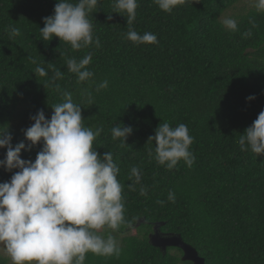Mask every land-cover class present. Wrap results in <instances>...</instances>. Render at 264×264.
Segmentation results:
<instances>
[{
  "label": "trees",
  "instance_id": "1",
  "mask_svg": "<svg viewBox=\"0 0 264 264\" xmlns=\"http://www.w3.org/2000/svg\"><path fill=\"white\" fill-rule=\"evenodd\" d=\"M244 1L186 0L164 12L154 0H137L129 26L126 12H114V0H99L88 18L100 46L74 50L58 37L44 41L40 32L59 0H0V130L12 135L13 146L29 144L24 130L34 123L30 117L43 110L50 119L51 106L70 92L84 126L103 128L93 148L101 156L110 151L120 169L130 224L98 234L112 235L121 253L88 252L84 264H191L181 260L178 247L162 252L149 243L159 222V234H179L204 264H264V155L241 151L238 143L264 110V11L255 4L245 8ZM240 4L241 13H232ZM226 17L236 20V31L224 27ZM13 26L20 35L10 38ZM129 27L155 34L157 43L134 44L126 38ZM249 29L252 35L243 38ZM88 54L93 76L78 82L66 60ZM37 67L47 75L36 73ZM56 70L62 79H51ZM105 80L108 86L97 90ZM164 122L187 125L191 167L180 160L168 169L155 160V141L148 139ZM117 125L133 128L125 143L111 136ZM41 148L42 142L22 150L21 158L34 161ZM5 155L0 148V160ZM133 167L140 170L139 184L129 178ZM17 171L0 168V183ZM141 185L146 196L139 194ZM0 264L7 258L0 257Z\"/></svg>",
  "mask_w": 264,
  "mask_h": 264
},
{
  "label": "clouds",
  "instance_id": "2",
  "mask_svg": "<svg viewBox=\"0 0 264 264\" xmlns=\"http://www.w3.org/2000/svg\"><path fill=\"white\" fill-rule=\"evenodd\" d=\"M185 2L154 0L164 12H171ZM98 3L99 0H77L76 3L59 0L54 14L44 18V27L40 29L43 40L58 37L74 50L93 43L99 47L100 40H94L93 25L88 18ZM137 7V0H114V12H126L129 26L135 20ZM255 7L264 11V0H255ZM107 19L112 20V15ZM222 24L229 30H237V22L231 17L224 18ZM8 32L10 38L20 35L14 26ZM251 35L250 29L242 33L243 38ZM126 38L137 45L157 43L155 34L145 32L141 35L131 27ZM91 60V54L79 61L75 58L66 60L68 70L77 75L78 82L93 76L86 68ZM35 72L40 76L47 75L43 67H37ZM62 78L63 73L56 70L51 79ZM107 86L105 80L97 90ZM88 102L92 103L90 94ZM51 107L50 119H46L43 110L30 117L34 123L24 130L25 139L30 142L27 145L22 141L13 146L12 135L5 129L0 130V148H6L0 168L8 172L19 169L10 181L0 183V245L12 264H84L88 252L119 256L121 248L114 237L98 234L104 228L117 230L122 224H130L125 220L123 187L117 179L120 169L110 151L101 156L93 148V141L103 128L93 130L84 126L81 105L73 102L70 92L64 93L63 103ZM132 132L131 126L117 125L111 129V136L113 140L121 139L125 143V138ZM149 140L155 141L158 164L172 169L180 160L189 167L194 163V156L189 151L193 137L186 124L173 128L167 122L161 123ZM41 142L42 148L34 161L21 158L22 150L31 151ZM238 143L241 151L250 148L257 156L264 155V110L240 135ZM133 177L139 184L141 177L137 167L131 169L129 178ZM139 194L146 196V187L141 185ZM168 200L175 201L171 191ZM157 203L163 206L165 201L158 200ZM141 221L138 219L137 223Z\"/></svg>",
  "mask_w": 264,
  "mask_h": 264
},
{
  "label": "water",
  "instance_id": "3",
  "mask_svg": "<svg viewBox=\"0 0 264 264\" xmlns=\"http://www.w3.org/2000/svg\"><path fill=\"white\" fill-rule=\"evenodd\" d=\"M159 224L161 222L154 224L153 233L149 235V243L158 247L162 252H165L167 247H178L182 250V261H189L191 264H204L203 257L199 256L194 247L185 243L179 234H159Z\"/></svg>",
  "mask_w": 264,
  "mask_h": 264
},
{
  "label": "rangeland",
  "instance_id": "4",
  "mask_svg": "<svg viewBox=\"0 0 264 264\" xmlns=\"http://www.w3.org/2000/svg\"><path fill=\"white\" fill-rule=\"evenodd\" d=\"M242 4H245V8L249 9V7H252L255 4V0H247V1H244ZM240 6H241V4L236 5L234 10L232 9L231 12L232 13L236 12L237 14L241 13L239 10ZM0 257L7 258V264H12V261H11L10 257L7 255L6 250L4 249L3 245H0Z\"/></svg>",
  "mask_w": 264,
  "mask_h": 264
}]
</instances>
